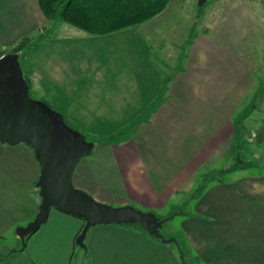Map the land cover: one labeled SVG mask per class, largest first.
I'll use <instances>...</instances> for the list:
<instances>
[{
	"label": "crops",
	"instance_id": "0c3cea01",
	"mask_svg": "<svg viewBox=\"0 0 264 264\" xmlns=\"http://www.w3.org/2000/svg\"><path fill=\"white\" fill-rule=\"evenodd\" d=\"M231 10L206 20L205 32L187 36L185 68L170 74L165 91L158 90L151 67L120 66L108 51L95 53L86 65L66 47L60 64H46L40 77L30 68L23 73L29 91L43 93L44 103L66 121L139 123L129 134L94 144L72 183L102 204L149 213L162 211L182 193H196L193 211L181 223L183 241L173 237L185 264H264V102L234 124V112L244 107L253 74L264 62V5L236 0ZM44 23L36 0H0L1 46L16 44ZM90 36L77 38L87 42L95 38ZM141 37L159 38L127 32L119 38L126 44L122 49L143 53L133 44ZM180 52L173 45L162 59L173 64ZM143 115L148 117L141 120ZM241 139L258 161L237 156L232 165H222L231 151L239 154ZM39 174L28 145L0 144V264H72L79 256L75 240L84 222L56 209L20 249L16 231L35 218L41 203ZM177 214L187 217L183 209ZM84 245L79 264H182L175 244L130 227H93Z\"/></svg>",
	"mask_w": 264,
	"mask_h": 264
},
{
	"label": "rangeland",
	"instance_id": "374dc122",
	"mask_svg": "<svg viewBox=\"0 0 264 264\" xmlns=\"http://www.w3.org/2000/svg\"><path fill=\"white\" fill-rule=\"evenodd\" d=\"M199 1L200 0H169L167 7L164 9V11L161 12H165V14L157 20L151 21L156 16L149 20L151 21L150 23L153 24H149V21H147L148 23L145 22L146 24L142 23L140 25L133 26L131 28H128L131 30L120 31L112 34V36H94L95 38H92L93 40H87L88 43L85 42V40H80L77 38V36H88V34L60 21L45 20L46 23L42 24L39 30H36L30 35L25 36L30 39V43L27 50H25V52L19 57V64L22 73L25 74L26 68H30L32 72L33 70H36L39 73L38 77H40V74L44 73L46 64H50L51 62H53V64H60L61 59L59 55L63 54V51L66 49V47L71 50L74 49V57L83 56V62L86 65L89 64L90 61H93L95 53L101 56L105 54L106 51H108L109 53L112 52V56L114 57L116 63L120 66H124L126 63L128 65L138 67L146 64L147 66L151 67L157 75V82L159 87L158 90L163 88L165 91V88L170 81L169 79L176 73L178 67L182 66L179 69L185 68L183 53H185L187 45L189 43V41L186 42L187 36L190 37L192 33L200 30L202 32H205L206 30L204 27V23L206 20H210V18L212 17L215 18L219 16V14L220 16L221 14L226 15V17L229 16V12L233 11L231 10V3L235 2L236 0H204L201 7H199L198 5ZM248 1L250 4L259 3L261 6L264 5V2L262 1ZM160 14L158 15L160 16ZM185 19H187V22L182 27ZM184 27L189 28V30L185 29ZM127 32L134 33L138 36L151 35L159 38L152 41L151 38L141 37L140 39L133 41L135 47L139 49L144 48L143 53H138L133 49H122L126 46V44L120 42L123 39L119 38L123 37V35H125V33ZM90 37H93V35H91ZM21 38L18 39V41H20ZM67 39H69V42H67ZM14 45L9 47L5 45L2 47L11 48ZM173 45L177 46V48L181 49L183 52L179 53V59H176L173 64L169 63V65H167V61L162 59V57L164 56L165 51L173 50ZM119 50L121 54L115 52ZM77 51L79 52V54L77 53ZM65 56H67V54H65ZM253 76L254 87L249 91L250 99L246 98L242 105V107H244L241 110L237 108L234 112V124H239L241 121L246 119L248 116V112L252 110L253 107H260V105L264 102V62L263 64H261V66H259ZM29 95L33 100H38L41 102L46 101L43 93H41L40 95H36L35 93L30 92ZM230 95L232 94L230 93ZM230 99L234 98L230 96ZM50 108H52L56 112H59L58 108ZM147 108L150 111L152 109V106H149ZM147 117L148 116L145 115L139 116L141 120ZM64 121L69 127L79 132L86 142L91 144H96L101 140H105V138H107L108 136L113 137L116 140L118 139V133H121L122 135L129 134L130 131L134 130L135 126L139 124L137 122L130 121H122L117 123L71 122L68 120ZM245 141V139H241L240 141L237 140L236 145L240 143L239 154H237V150H235V152L231 151L225 161H222L221 164L232 165L235 162V158L237 156L241 161L245 162L250 161L254 163L258 161L257 158H254L250 153H247L246 150L248 146ZM258 170V168H255L248 170V172H256ZM200 188V186L197 187L198 193L200 191ZM194 195H196V193H193L192 195L191 193H182L179 198H176L175 202H170V204H168L162 211H152L151 214H153L157 219L164 221L159 229V233L165 239H174L173 237H175L177 240L179 239V241H183L182 239H180L182 231L181 223L186 218H188L189 211H193L194 200L191 199L194 198ZM105 205L112 208H118L115 204ZM177 209L178 211L183 209L186 212L187 217L183 215L181 216L179 214L176 215L178 213ZM136 210L142 213H149L144 209ZM21 247L22 244L20 242V249ZM79 249L80 248L76 250V253H79V256L76 255L73 257L72 264H79L78 262L81 253L79 252Z\"/></svg>",
	"mask_w": 264,
	"mask_h": 264
},
{
	"label": "water",
	"instance_id": "95a60500",
	"mask_svg": "<svg viewBox=\"0 0 264 264\" xmlns=\"http://www.w3.org/2000/svg\"><path fill=\"white\" fill-rule=\"evenodd\" d=\"M203 2L199 1V7ZM0 144L28 145L40 168L36 183L41 198L38 213L26 227L16 231L22 250L26 239L46 223L49 211L56 209L84 222L75 240L80 248H85L86 233L93 227L136 224L161 243L175 244L185 264L176 240L165 239L159 233L164 221L131 206L112 208L74 188L72 178L76 167L91 155L94 144L86 142L79 132L69 127L61 113L30 97L19 57L11 53L0 57Z\"/></svg>",
	"mask_w": 264,
	"mask_h": 264
},
{
	"label": "trees",
	"instance_id": "16d2710c",
	"mask_svg": "<svg viewBox=\"0 0 264 264\" xmlns=\"http://www.w3.org/2000/svg\"><path fill=\"white\" fill-rule=\"evenodd\" d=\"M36 1L46 21H60L93 36H105L145 23L164 11L169 3V0ZM29 43L30 39L23 37L11 48L0 45V57L7 53L20 57L29 47ZM23 77L29 86V80L24 75ZM119 226L130 227L148 235L136 224ZM150 237L159 241L154 236Z\"/></svg>",
	"mask_w": 264,
	"mask_h": 264
}]
</instances>
